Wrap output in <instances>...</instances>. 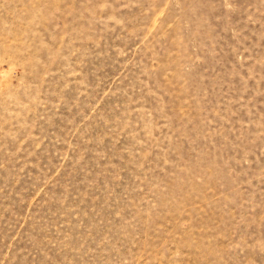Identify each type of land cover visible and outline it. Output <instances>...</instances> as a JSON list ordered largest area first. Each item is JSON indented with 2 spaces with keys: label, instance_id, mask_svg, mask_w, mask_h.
I'll return each instance as SVG.
<instances>
[{
  "label": "rangeland",
  "instance_id": "1",
  "mask_svg": "<svg viewBox=\"0 0 264 264\" xmlns=\"http://www.w3.org/2000/svg\"><path fill=\"white\" fill-rule=\"evenodd\" d=\"M0 264H264V0H0Z\"/></svg>",
  "mask_w": 264,
  "mask_h": 264
}]
</instances>
